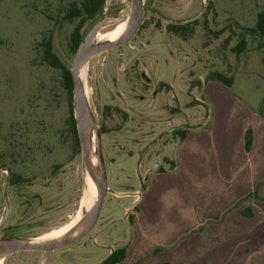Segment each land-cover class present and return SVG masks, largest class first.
I'll return each instance as SVG.
<instances>
[{
    "label": "rangeland",
    "instance_id": "1",
    "mask_svg": "<svg viewBox=\"0 0 264 264\" xmlns=\"http://www.w3.org/2000/svg\"><path fill=\"white\" fill-rule=\"evenodd\" d=\"M84 1L0 0V240L34 241L63 227L76 219L86 194L87 171L72 122L74 88L70 92L63 70L46 60L47 44L71 72L74 31L80 27L83 42L109 19L99 32L108 33L129 20L132 0H110L92 19L77 16ZM142 3L145 19L137 35L83 66L112 192L139 188L140 175L176 151L171 131L205 120L200 102L212 73L233 77V92L264 114V37L247 31L255 28L264 0ZM157 14L195 21L175 32ZM242 38L247 46L238 55ZM10 176L19 181L9 183ZM129 204L107 195L82 241L47 254L8 255L4 264H100L126 232Z\"/></svg>",
    "mask_w": 264,
    "mask_h": 264
},
{
    "label": "crops",
    "instance_id": "2",
    "mask_svg": "<svg viewBox=\"0 0 264 264\" xmlns=\"http://www.w3.org/2000/svg\"><path fill=\"white\" fill-rule=\"evenodd\" d=\"M233 86L208 82L205 120L175 127L188 126L187 136L168 135L176 151L140 175L139 188L109 190L130 204L106 258L126 247L119 264H264V114Z\"/></svg>",
    "mask_w": 264,
    "mask_h": 264
},
{
    "label": "water",
    "instance_id": "3",
    "mask_svg": "<svg viewBox=\"0 0 264 264\" xmlns=\"http://www.w3.org/2000/svg\"><path fill=\"white\" fill-rule=\"evenodd\" d=\"M106 3L109 5L110 0ZM157 17L165 22L167 25L173 26H184L195 21V19L190 20H174L167 18L161 14H157ZM145 19V11L143 7L142 0H132V10L131 15L128 20V28L125 36L117 42L103 43L100 45H95L97 35L100 30H102L105 25L110 22L109 19L98 23L87 35L85 40L79 46L76 57L71 70L73 88H74V99H75V120L77 126V132L79 136V141L82 149L83 162L86 171L90 174L93 180L96 182L99 188V198L92 209L86 214V216L76 225L72 231L60 241L52 243L50 245H38L33 244V241H23L16 239H6L0 241V255L5 254L6 256L15 254L18 252L25 251H40V252H52L57 251L75 243L82 241L89 233L94 229L97 224L101 209L104 203L105 197L108 195V179L106 174L104 156L102 151V134L98 126L94 123L91 118L84 85L80 77V72L82 67L86 62H88L93 57L106 53L110 50L122 47L128 44L139 32L141 26L143 25ZM93 132L97 138V150L96 156L99 161V169L96 171L91 162L90 157V139ZM158 170V165L156 164L152 172ZM9 183H7L8 185ZM6 185V186H7ZM7 214L9 213V206L7 204ZM4 220L0 222V226L3 224ZM79 232V233H78ZM78 233V234H77Z\"/></svg>",
    "mask_w": 264,
    "mask_h": 264
},
{
    "label": "trees",
    "instance_id": "4",
    "mask_svg": "<svg viewBox=\"0 0 264 264\" xmlns=\"http://www.w3.org/2000/svg\"><path fill=\"white\" fill-rule=\"evenodd\" d=\"M105 4H106V0H85L83 2L82 10L77 13V16L79 17L82 14H85L87 18H90V19L95 18L103 10V8L105 7ZM168 28L172 31L180 32L186 28V25L185 26L169 25ZM247 31L250 33H254V34H259L260 36L264 37V11L258 15V20H257L255 28L254 29H247ZM72 41H73V46L75 47V49L78 50L79 46L82 43V38L80 35V27H78L74 31V33L72 35ZM246 46H247L246 39L242 38L235 48L236 53L238 55H241L246 50ZM45 58L49 62L51 67H53L55 69L63 70V75H64L65 79L67 80L68 89L70 92H72L73 82H72L71 72L63 67V65L60 63L59 59L52 52L51 43L47 44V50H46ZM207 81L208 82H210V81L217 82L220 85H222L224 88L229 90L234 85L235 80L233 77L226 76L223 73L215 72V73H212L208 77ZM72 122H73V125L75 126L76 120H75L73 108H72ZM188 131H189V127L183 126V127H178V128L173 129L171 131V134L175 138L178 137L181 140H183L187 136ZM253 141H254L253 132H252V130H248V132L246 134V151L247 152H250L252 150ZM17 181H19V179L16 181L14 180L13 182L15 183ZM126 251H127L126 247L120 248V249L114 251L101 264H119V263H121L126 258ZM137 264H139V263H137Z\"/></svg>",
    "mask_w": 264,
    "mask_h": 264
},
{
    "label": "bare ground",
    "instance_id": "5",
    "mask_svg": "<svg viewBox=\"0 0 264 264\" xmlns=\"http://www.w3.org/2000/svg\"><path fill=\"white\" fill-rule=\"evenodd\" d=\"M128 22V21H127ZM126 21L120 23L112 32L108 34H98L96 40H98L101 43H114L117 41H120L126 34L127 28H128V23ZM87 66V65H86ZM86 67H82L81 72H80V77L81 80H83L84 76V71ZM85 90V95L86 98H88V92L87 89L84 87ZM96 147H97V138L95 134H92L91 139H90V157H91V162L92 165L94 166V169L98 171L99 169V161L96 156ZM87 175V191L86 194L83 197L82 201V208L81 212L76 216V219L67 224L65 227L61 228L60 230L52 233L51 235L48 236V239L55 238L49 241H42V240H34L32 243L33 244H38V245H50L52 243L60 241L62 238H64L66 235L70 233V231L76 227V225L82 220L83 218V211L88 210L89 212L92 207L95 205L99 198V188L96 182L93 180V178L90 176L88 172H86ZM79 233V232H78ZM77 233V234H78ZM7 256L5 254L0 255V262L2 260H5Z\"/></svg>",
    "mask_w": 264,
    "mask_h": 264
},
{
    "label": "flooded vegetation",
    "instance_id": "6",
    "mask_svg": "<svg viewBox=\"0 0 264 264\" xmlns=\"http://www.w3.org/2000/svg\"><path fill=\"white\" fill-rule=\"evenodd\" d=\"M125 22V21H124ZM127 22V21H126ZM128 23V22H127ZM119 25V24H118ZM117 25V26H118ZM116 26V27H117ZM169 26V25H168ZM185 26V25H184ZM115 27V28H116ZM114 28V29H115ZM114 29H112L111 31H109L108 33H110V32H112ZM108 33H106V34H108ZM99 35H100V33H99ZM98 35V36H99ZM101 134H102V132H101ZM103 135V134H102ZM14 180H13V178L10 176L9 177V183H11V182H13ZM82 201H83V198H82V200H81V205H80V210H79V212L77 213V214H79L80 212H81V208H82ZM78 216V215H77ZM69 224V223H68ZM67 225V224H66ZM66 225H64L63 227H65ZM63 227H61V228H63ZM61 228H59V229H57V230H54V231H52V232H50V233H48V234H46L45 236H42V237H39V238H36L35 240H37V239H39V240H42V241H49V240H52V239H55V238H58V237H55V238H51V239H48V236L49 235H51L52 233H54V232H56V231H58V230H60ZM74 229V228H73ZM72 231V230H71ZM3 240H6V239H3ZM11 240V239H10ZM0 241H2V240H0ZM69 247V246H68ZM64 249V248H63ZM61 250V249H60ZM57 251H59V250H57ZM27 252H34V253H52V252H56V251H52V252H40V251H25V252H18V253H15V254H11V256H13V255H16V254H20V253H27ZM6 261V259L5 260H2L1 262H0V264H4V262Z\"/></svg>",
    "mask_w": 264,
    "mask_h": 264
}]
</instances>
